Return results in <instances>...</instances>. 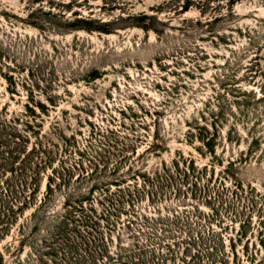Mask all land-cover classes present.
<instances>
[{
    "label": "rangeland",
    "instance_id": "obj_1",
    "mask_svg": "<svg viewBox=\"0 0 264 264\" xmlns=\"http://www.w3.org/2000/svg\"><path fill=\"white\" fill-rule=\"evenodd\" d=\"M0 264H264V0H0Z\"/></svg>",
    "mask_w": 264,
    "mask_h": 264
},
{
    "label": "trees",
    "instance_id": "obj_2",
    "mask_svg": "<svg viewBox=\"0 0 264 264\" xmlns=\"http://www.w3.org/2000/svg\"><path fill=\"white\" fill-rule=\"evenodd\" d=\"M22 201H23V202H21V205H22L23 207H25V206L28 204V201L26 200L25 197L22 198ZM15 202H17V200H15Z\"/></svg>",
    "mask_w": 264,
    "mask_h": 264
}]
</instances>
